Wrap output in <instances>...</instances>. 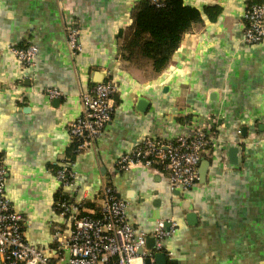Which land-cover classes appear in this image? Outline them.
Masks as SVG:
<instances>
[{"label": "crops", "instance_id": "1", "mask_svg": "<svg viewBox=\"0 0 264 264\" xmlns=\"http://www.w3.org/2000/svg\"><path fill=\"white\" fill-rule=\"evenodd\" d=\"M138 1L0 0V151L25 238L50 252L54 231L70 229L56 212L60 194L94 209L111 183L129 222L149 236L158 220L176 222L166 264H264V38L243 40L251 0H183L200 19L157 72L146 58L123 56ZM29 43L38 52L23 66L10 47ZM107 79L117 87L111 119L73 154L68 123L81 114V95ZM49 88L63 96L50 99ZM195 127L212 141L205 176L187 190H172L159 168L115 165L147 136L171 140ZM70 157L74 181L62 187L57 170Z\"/></svg>", "mask_w": 264, "mask_h": 264}, {"label": "built area", "instance_id": "2", "mask_svg": "<svg viewBox=\"0 0 264 264\" xmlns=\"http://www.w3.org/2000/svg\"><path fill=\"white\" fill-rule=\"evenodd\" d=\"M157 7L164 0H148ZM243 40L255 44L264 38V3L253 2L244 12ZM67 43L71 52L80 49L78 28L68 26ZM10 51L23 66L32 65L38 52L34 43L11 46ZM117 87L109 79L94 84L81 95V114L68 123L72 151L77 155L104 131L113 113ZM50 99L60 98L61 91L46 90ZM212 135L206 128L195 127L174 139L147 136L129 152L120 155L115 165L127 170L131 166L156 167L167 174L169 187L187 190L198 180V166L209 151ZM72 160L64 162L57 170L62 187L74 181ZM7 169L0 151V264H144L146 257L153 262V254L164 250V240L177 229L172 219H160L152 232L154 249L144 251L146 237L143 229L131 224L127 218V202L119 197L111 183H105L100 191L98 210L87 208L84 197L80 200H57L56 212L70 225L67 235L55 230V246L50 252L28 242L25 238L24 217L15 211L5 194ZM142 252L138 253V249Z\"/></svg>", "mask_w": 264, "mask_h": 264}, {"label": "trees", "instance_id": "3", "mask_svg": "<svg viewBox=\"0 0 264 264\" xmlns=\"http://www.w3.org/2000/svg\"><path fill=\"white\" fill-rule=\"evenodd\" d=\"M253 2L262 1L251 0L249 4ZM199 19V10L184 4L183 0H164L161 7L148 0H139L134 8L130 34L123 41V56L131 61L146 58L154 71H160L177 48L182 34ZM64 197L60 194L57 200Z\"/></svg>", "mask_w": 264, "mask_h": 264}, {"label": "water", "instance_id": "4", "mask_svg": "<svg viewBox=\"0 0 264 264\" xmlns=\"http://www.w3.org/2000/svg\"><path fill=\"white\" fill-rule=\"evenodd\" d=\"M207 166H208L207 160L202 159L200 161L199 170H198V173H199L198 179L199 180H202L203 177L205 176ZM154 242H155L154 237H151V236L148 235L146 237V244L145 245H146L147 248H150L151 250H153L154 249ZM142 250H143L142 248H139L138 249V253H141ZM153 257H154V260H155V264H166V256H165L164 253L155 252L153 254ZM144 264H151V261H150L149 257H146L144 259Z\"/></svg>", "mask_w": 264, "mask_h": 264}]
</instances>
